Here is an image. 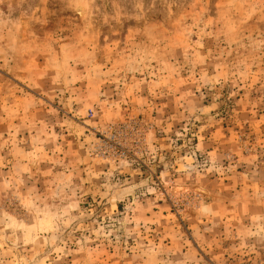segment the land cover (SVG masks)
<instances>
[{
    "label": "rangeland",
    "instance_id": "obj_1",
    "mask_svg": "<svg viewBox=\"0 0 264 264\" xmlns=\"http://www.w3.org/2000/svg\"><path fill=\"white\" fill-rule=\"evenodd\" d=\"M0 264H264V0H0Z\"/></svg>",
    "mask_w": 264,
    "mask_h": 264
}]
</instances>
